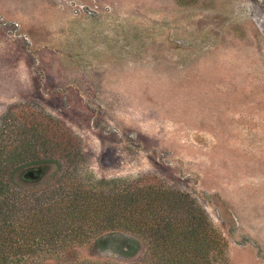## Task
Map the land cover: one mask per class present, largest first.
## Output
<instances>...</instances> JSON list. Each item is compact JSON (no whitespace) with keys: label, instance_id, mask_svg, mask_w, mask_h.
Masks as SVG:
<instances>
[{"label":"rangeland","instance_id":"1","mask_svg":"<svg viewBox=\"0 0 264 264\" xmlns=\"http://www.w3.org/2000/svg\"><path fill=\"white\" fill-rule=\"evenodd\" d=\"M21 108L79 139L80 183L156 175L205 207L228 264H264V0H0V131ZM76 251L33 261L146 249Z\"/></svg>","mask_w":264,"mask_h":264},{"label":"trees","instance_id":"2","mask_svg":"<svg viewBox=\"0 0 264 264\" xmlns=\"http://www.w3.org/2000/svg\"><path fill=\"white\" fill-rule=\"evenodd\" d=\"M11 114L0 131V264L85 246L123 259L145 248L144 264H228L227 238L190 193L156 175L82 184L75 169L84 153L72 132L42 112ZM50 164L64 170L46 190L13 187L41 180Z\"/></svg>","mask_w":264,"mask_h":264},{"label":"water","instance_id":"3","mask_svg":"<svg viewBox=\"0 0 264 264\" xmlns=\"http://www.w3.org/2000/svg\"><path fill=\"white\" fill-rule=\"evenodd\" d=\"M42 173V170L40 172V174ZM28 178L32 179V178H36L35 177V173L33 171H31L28 175H27Z\"/></svg>","mask_w":264,"mask_h":264}]
</instances>
